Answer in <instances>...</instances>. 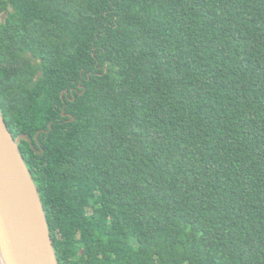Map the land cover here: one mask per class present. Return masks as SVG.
<instances>
[{
    "label": "trees",
    "instance_id": "trees-1",
    "mask_svg": "<svg viewBox=\"0 0 264 264\" xmlns=\"http://www.w3.org/2000/svg\"><path fill=\"white\" fill-rule=\"evenodd\" d=\"M3 14L0 106L61 264H264V0Z\"/></svg>",
    "mask_w": 264,
    "mask_h": 264
},
{
    "label": "water",
    "instance_id": "water-1",
    "mask_svg": "<svg viewBox=\"0 0 264 264\" xmlns=\"http://www.w3.org/2000/svg\"><path fill=\"white\" fill-rule=\"evenodd\" d=\"M42 131L35 135L38 143ZM22 140L33 142L27 134L14 137L0 106V261L61 264L40 191L20 148Z\"/></svg>",
    "mask_w": 264,
    "mask_h": 264
},
{
    "label": "rangeland",
    "instance_id": "rangeland-1",
    "mask_svg": "<svg viewBox=\"0 0 264 264\" xmlns=\"http://www.w3.org/2000/svg\"><path fill=\"white\" fill-rule=\"evenodd\" d=\"M4 19V14L2 15V17L0 18V22L3 21Z\"/></svg>",
    "mask_w": 264,
    "mask_h": 264
},
{
    "label": "bare ground",
    "instance_id": "bare-ground-1",
    "mask_svg": "<svg viewBox=\"0 0 264 264\" xmlns=\"http://www.w3.org/2000/svg\"><path fill=\"white\" fill-rule=\"evenodd\" d=\"M0 243H1V239H0ZM0 264H3V261H0Z\"/></svg>",
    "mask_w": 264,
    "mask_h": 264
}]
</instances>
